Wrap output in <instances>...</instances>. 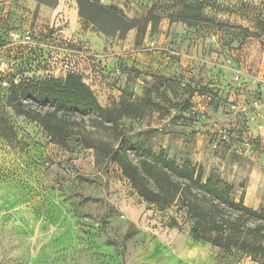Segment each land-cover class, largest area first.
Returning a JSON list of instances; mask_svg holds the SVG:
<instances>
[{"label": "rangeland", "instance_id": "1", "mask_svg": "<svg viewBox=\"0 0 264 264\" xmlns=\"http://www.w3.org/2000/svg\"><path fill=\"white\" fill-rule=\"evenodd\" d=\"M100 4L137 29L113 33L118 25L99 19L107 35L77 0H0V115L14 130L0 136V264H252L195 241L186 211L145 202L104 150L131 145L137 165L165 152L264 208V0ZM70 73L102 107L117 114L126 100L139 113L115 125L67 113L71 134L58 145L7 107L12 84Z\"/></svg>", "mask_w": 264, "mask_h": 264}, {"label": "trees", "instance_id": "2", "mask_svg": "<svg viewBox=\"0 0 264 264\" xmlns=\"http://www.w3.org/2000/svg\"><path fill=\"white\" fill-rule=\"evenodd\" d=\"M77 2L80 17L107 35H110V31L101 27L99 19H112L118 25L113 33L125 34L138 27V20H128L115 6L100 4V0ZM187 11L195 12L198 20L202 18L200 11L192 8H187ZM148 24L149 21H146V26ZM145 30L142 29L141 33ZM8 94L7 107L17 116L39 124L58 145H65L71 134L66 121L67 113H93L115 125L123 116H133L140 111L135 104L126 100L120 103L117 114L102 107L91 87L73 73L64 80H28L12 84ZM22 97L33 99L36 108L27 106ZM13 134L12 126L4 123V115L1 114L0 136L8 140ZM131 147L109 148L104 153L110 161L119 165L139 197L161 211L173 206L185 210L193 222L190 235L195 241L209 244L225 253L238 252L252 264H264V208L254 210L247 207L243 196L238 202L233 200L232 185L213 176L204 182L201 166H193L190 162L179 165L169 159L165 152L152 160L142 159L138 165L134 164L127 154Z\"/></svg>", "mask_w": 264, "mask_h": 264}, {"label": "built area", "instance_id": "3", "mask_svg": "<svg viewBox=\"0 0 264 264\" xmlns=\"http://www.w3.org/2000/svg\"><path fill=\"white\" fill-rule=\"evenodd\" d=\"M10 38L12 39V40H14V41H20V39H21V35L20 34H18V33H16V32H11L10 33Z\"/></svg>", "mask_w": 264, "mask_h": 264}]
</instances>
